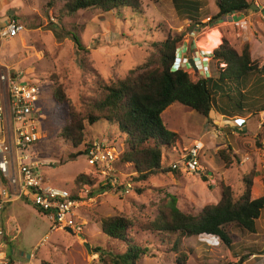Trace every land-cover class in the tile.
<instances>
[{"label":"rangeland","instance_id":"obj_1","mask_svg":"<svg viewBox=\"0 0 264 264\" xmlns=\"http://www.w3.org/2000/svg\"><path fill=\"white\" fill-rule=\"evenodd\" d=\"M200 1V18L206 27L192 26L169 1L143 0L141 16L123 10L121 16L116 17L113 13L93 10L70 15L64 11L65 0H0V23L16 20L25 27L15 38L0 41V64L20 74L24 83L35 86L40 92V140L34 143L31 156L39 163L46 183L68 191L80 188L75 183L80 174L92 175L93 185L88 194L92 193L91 198L95 200L84 206L83 211L79 210V220L84 223L80 235L52 230L48 219L42 214L37 216L23 201L12 204L18 207L14 212H17L15 220L19 227L16 234H11L5 222L6 233L0 241L2 250L13 259H9L10 264H103L94 252L95 247L117 245L102 233L100 220L105 217L135 220L131 234L149 249L139 264H177L182 254L187 255V264L235 261L241 264L247 260L248 254L238 252L251 241L248 235L255 234L244 232L234 224L226 225L225 231L236 247L229 249L221 239L211 235L191 236L182 240L179 253L171 250L176 237L164 239L156 232L145 230V226L166 211L171 196L176 198L183 212L193 214L220 202L225 188L231 189L235 199L241 198L250 185L248 181L252 199L264 196V147H259V141L264 145V128L261 129L264 111L257 112L259 105L264 104V81L259 80V75L254 74L249 84L254 93L248 96L256 100V104L236 118L223 116L213 109L211 119L207 120L178 103L162 114L166 128L177 136L175 149L165 153L167 160L164 159L163 164L179 162L183 150L197 141L199 148L204 146L200 174L185 173L178 165L179 175L159 174L135 184L130 180L135 175L133 166L121 164L119 159L117 171L121 181H128L132 189L129 193L117 189L109 191L103 188L100 178H94L96 173L88 166L86 154L74 161L68 159L70 154L83 152L84 145L75 149L61 136L69 119V109L83 115L87 111L85 103L101 98L104 86L125 79L138 67H150L149 58L155 56L154 44L165 40L168 31L174 37L183 35V47L189 49L188 45L194 44L188 54L183 50L188 59L201 51L198 58L201 60L208 53V49L204 51L202 47L204 44L216 45L225 39L240 55L244 45L249 44L252 60L264 66V0H255L257 10L234 18L235 21L226 16L210 22L218 13L216 0ZM69 32L81 39L87 52L77 51ZM210 61L207 76H216L215 61L213 58ZM189 74L196 80L194 74ZM54 77L63 85L69 99L65 108L57 107L52 99ZM242 89L246 91L245 87ZM87 132L94 144H104L112 151L115 147L117 155L124 152V139L115 127L98 123L87 127ZM221 150L231 159L229 164L220 157ZM136 187L143 189L142 192H136ZM262 213L257 227L264 237V210ZM1 229L4 232L2 224ZM255 239L249 249L260 243L264 248V241ZM85 243L90 245L91 252Z\"/></svg>","mask_w":264,"mask_h":264},{"label":"trees","instance_id":"obj_2","mask_svg":"<svg viewBox=\"0 0 264 264\" xmlns=\"http://www.w3.org/2000/svg\"><path fill=\"white\" fill-rule=\"evenodd\" d=\"M65 1L64 11L70 15L88 10L101 14L113 13L116 17H120L123 10L131 12L133 16L137 17L143 14V0ZM154 1L171 2L177 13L189 19L194 27L207 26L202 23L200 18L202 7L200 0ZM216 5L218 13L210 21L214 18L223 19L233 14L245 16L258 8L255 0H216ZM68 35L75 42L78 52H87L76 34L69 32ZM165 38L160 43L154 44L155 56L149 58L151 68L147 63L145 65H148L147 68L138 67L131 70L125 79L104 86L101 98L85 103L87 111L83 115L69 109V119L61 136L75 149L82 145L85 147L83 152L70 154L69 160L74 161L83 154L87 155L89 149L94 147V140L88 138L87 127L98 123H107L118 130L125 144L124 152L117 156L115 166L117 167L119 159L121 164L132 165L135 175L130 180L133 183H143L159 174L174 173L179 175L180 167L172 169L163 164L164 159L167 160L164 157L165 153L174 151L177 142V136L166 128L162 120V114L168 107L178 103L196 111L207 120L211 119L213 109L223 116L236 118L249 106L254 107L256 100H252L248 96L254 93L249 84L254 74L259 75L260 81H264V66H260L252 60L249 44L244 45L241 55L225 39L220 44H216L211 56L215 61L214 67L217 75L194 80L183 69L176 70L173 67L177 52L182 46L183 35L174 37L168 31ZM192 45H188L189 49ZM52 84L54 103L57 107L65 108L69 104V99L63 85L57 77H54ZM242 87H245L246 91ZM259 106L260 110L257 112L264 111V104ZM262 128H264V123ZM259 142V147H264L261 145V141ZM112 149L117 151L115 147ZM219 155L224 163L229 164L231 159L226 156L224 150L219 151ZM91 176L80 174L75 180L80 188L75 189L74 192L77 193L84 187H91L93 185ZM97 177L100 178V175L94 174V178ZM127 183L129 182H122L121 185H118L117 190L124 192ZM248 183L251 185L249 181ZM250 185H247L246 192L239 199H235L229 187L225 188L220 202L206 206L197 214L183 212L178 207L176 198L171 196L166 205V211L146 224L145 230L156 232V234L164 236V239L176 237L173 249H171L176 253L180 252L179 245L184 238L201 235L218 237L230 249L234 245L228 232L225 231L226 225L234 224L250 234L260 231L257 222L264 209V196L252 199ZM103 188L109 191L113 190L110 185ZM142 190L135 188L138 193H141ZM36 210L41 214V211ZM100 221L102 233L108 240L117 244L112 248L95 247L94 252L99 256L100 261L103 264H139L149 249L139 244L131 234L135 227V220L126 217H105ZM243 250L245 251V247L242 248V254ZM246 250L249 252L246 258L253 255L252 252H255L254 255L264 254V251L258 252L260 248L258 249V245L255 244L251 250L249 248ZM7 257L11 261V258ZM187 263L186 254H182L177 259V264ZM43 264L48 263L43 262ZM209 264L213 263L209 262ZM230 264H238V262Z\"/></svg>","mask_w":264,"mask_h":264},{"label":"built area","instance_id":"obj_3","mask_svg":"<svg viewBox=\"0 0 264 264\" xmlns=\"http://www.w3.org/2000/svg\"><path fill=\"white\" fill-rule=\"evenodd\" d=\"M24 29L16 20L0 23V41L13 39ZM39 100L38 88L24 83L20 74L0 64V212L11 202L20 200L41 211L52 230H70L80 235L84 223L79 220V210L95 200L88 194L90 187L75 193L73 189L68 191L45 182L39 163L31 156L34 143L40 140ZM114 151L104 144H94L87 160L88 166L100 175L102 185L116 190L122 181L115 166L118 155ZM202 153L203 147L199 148L196 143L184 149L181 160L169 167L176 169L180 165L185 173L200 174ZM131 189V184H127L124 192L129 193ZM3 235L0 229V241ZM0 264H10L1 245Z\"/></svg>","mask_w":264,"mask_h":264},{"label":"crops","instance_id":"obj_4","mask_svg":"<svg viewBox=\"0 0 264 264\" xmlns=\"http://www.w3.org/2000/svg\"><path fill=\"white\" fill-rule=\"evenodd\" d=\"M241 17H243L242 15H235V14H233V15H231V16H229V18H230V20H234L235 21V19L234 18H236V19H239V18H241ZM209 39H211V38H209ZM208 42V41H207ZM214 46H215V44L214 43H210V45L208 44V43H206V44H204L202 47L204 48V51H205V49H208V53L210 52H212L213 50H214ZM209 70H210V67L207 69V72H209ZM252 106V105H251ZM251 106H249V107H251ZM197 142V141H196ZM117 168V167H116ZM263 197V196H262ZM16 202H20V200H15V201H13V202H11L10 204H8L7 206H6V208L4 209V210H2L1 212H0V229H1V224H2V226H3V229H4V232L3 233H6V231H5V228H4V223L6 222V224H7V226L8 227H10V233L11 234H16V231L15 230H17L18 229V227L19 226H17L18 224H17V222H16V220H15V214H17V212H14L16 209H18V207L17 206H15V207H17V208H15V207H13L12 206V204H14V203H16ZM22 202V201H21ZM23 204L25 205V206H27L28 208H30L31 210H32V212L33 213H35L37 216H40V213L35 209V207H33L32 205H29V204H27V203H24L23 202ZM84 210V208L82 209V211ZM264 210V209H263ZM263 214V213H262ZM262 214H261V217H262ZM4 215H5V217H4ZM41 217V216H40ZM261 217L259 218V220L261 219ZM2 230V229H1ZM3 231V230H2ZM256 236H257V238H256ZM250 239H251V241H249V244L250 243H252V242H256V241H254V239L255 240H258L259 242H261V241H264V237H263V233H260V232H258V233H256L255 235H253V237H251L250 235L248 236ZM5 241V238H4V240H3V242ZM246 240L244 239L243 240V242H245ZM249 244L247 245V247H245V246H243V247H245V253H243V255H246V254H249V252L246 250L247 248H249ZM235 247L237 246V245H234ZM234 247V248H235ZM242 247V248H243ZM261 247H262V249H261ZM242 248L240 249V251L238 252V253H240V252H242ZM260 248V250H258V252H263L264 251V248H263V243H260V244H258V249ZM251 250V249H250ZM252 253H254L255 254V252H252ZM251 255L249 258H247V260L246 261H244V262H242L241 264H264V254H257V255ZM7 253H6V257H7ZM11 255L13 256V255H15L14 254V251H12V253H11ZM8 258V257H7ZM257 258H259V259H257ZM12 259V258H11ZM13 260V259H12ZM11 260V261H12ZM12 264H13V262H12Z\"/></svg>","mask_w":264,"mask_h":264},{"label":"clouds","instance_id":"obj_5","mask_svg":"<svg viewBox=\"0 0 264 264\" xmlns=\"http://www.w3.org/2000/svg\"><path fill=\"white\" fill-rule=\"evenodd\" d=\"M216 3V2H215ZM231 16V15H229ZM228 16V18H229ZM210 21V20H209ZM194 46V44L192 45ZM183 50H185V54H188L189 49L188 47L186 48L185 46H181V48L178 50L177 55H176V61L174 64V69H183L187 73H192L194 74L196 78H208L207 74L210 73L207 72V69L210 67V58H212L213 51L210 53H205L207 56L204 58H200V54H202L201 51H197L196 54L197 56L192 57L191 59H188L187 56L183 53ZM192 61V62H191ZM191 75V74H190ZM206 76V77H205ZM263 124V123H262ZM197 142H195L196 144ZM204 148V146H203Z\"/></svg>","mask_w":264,"mask_h":264},{"label":"water","instance_id":"obj_6","mask_svg":"<svg viewBox=\"0 0 264 264\" xmlns=\"http://www.w3.org/2000/svg\"><path fill=\"white\" fill-rule=\"evenodd\" d=\"M192 62V61H191ZM69 233H72L70 230H67ZM85 247L88 249L89 252H91V247L89 244L85 243Z\"/></svg>","mask_w":264,"mask_h":264}]
</instances>
